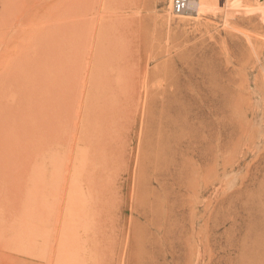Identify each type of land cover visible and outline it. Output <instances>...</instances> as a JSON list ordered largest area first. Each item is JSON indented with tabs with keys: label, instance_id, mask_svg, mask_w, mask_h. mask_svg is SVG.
Segmentation results:
<instances>
[{
	"label": "rangeland",
	"instance_id": "1",
	"mask_svg": "<svg viewBox=\"0 0 264 264\" xmlns=\"http://www.w3.org/2000/svg\"><path fill=\"white\" fill-rule=\"evenodd\" d=\"M171 5L0 0V264H264V0Z\"/></svg>",
	"mask_w": 264,
	"mask_h": 264
},
{
	"label": "bare ground",
	"instance_id": "2",
	"mask_svg": "<svg viewBox=\"0 0 264 264\" xmlns=\"http://www.w3.org/2000/svg\"><path fill=\"white\" fill-rule=\"evenodd\" d=\"M172 1H173V0H171V4H172ZM201 2H202V1H201ZM189 3H190V0H189ZM189 3H188V5H189ZM198 3H200V1H199ZM198 3H197V4H198ZM188 5H187V8L185 9V11L188 10ZM171 7H172V5H171ZM172 10H173V9H172ZM185 11H184V12H185ZM73 12H74V11H73ZM73 12H72V14H73ZM172 13H173V12H172ZM75 14H78V12L76 11ZM182 14H183V13H182ZM73 15H74V14H73ZM80 15H82V14L80 13ZM80 15H78V16H80ZM65 17H66V16H65ZM67 17H68V15H67ZM67 17H66V18H67ZM69 17L72 18V16H70V15H69ZM74 17H75V15H74ZM76 17H77V16H76ZM61 18H62V17H61ZM61 18H60V19H61ZM60 19H59V20H60ZM61 20H62V19H61ZM80 20H83V21H84L85 19H80ZM68 21H69V20H68ZM68 21H65V22H68ZM72 21H73V22H72ZM72 21L70 20L69 23L72 24V23H74V22H76V21L78 22L79 19H77L76 21H74V20H72ZM83 21H82V22H83ZM71 22H72V23H71ZM79 22H81V21H79ZM79 22H78V23H79ZM82 22H81V23H82ZM86 22H87V19H86ZM69 23H68V24L65 23L66 25H69V26H67L68 28H70V24H69ZM81 23H79V24H81ZM63 24H64V23H63ZM63 24H60V25L63 26ZM84 24L86 25V23H84ZM57 25H58V24H57ZM66 25L63 26V27H65V29L67 28ZM73 25H74V24H73ZM73 25H71V27H72ZM85 25H84V26H85ZM74 26H75V25H74ZM74 26H73V29H76V32L74 31V32H75V35H76V37H75V35H74V38H75V41H76V45H75V47L73 46V47L75 48V51H74V50H73V51L75 52V55H78V54H81V53H82V52H80V51L82 50V49H81V46H84L85 41H84L83 38L81 37L82 34L80 35L78 25H77V28H74ZM79 26H80V25H79ZM84 26H83V24H82V28H84ZM60 27H61V26H60ZM57 28H58V27H57ZM62 29H63V28H62ZM65 29H63V30H65ZM73 29H72V31L70 32L71 34H72V32H73ZM86 29H87V28H86ZM56 30H57V29H56ZM60 30H61V29H60ZM66 30H68V29H66ZM66 30H65V31H66ZM69 30H70V29H69ZM84 30H85V29H84ZM57 31L60 32V34L62 33V31H59V30H57ZM81 31H82V30H81ZM85 31H86V30H85ZM93 31H95V30H93ZM63 32H64V31H63ZM67 32H68V31H67ZM87 32H89V31H87ZM95 32H96V31H95ZM95 32H94V33H95ZM64 33H66V32H64ZM64 33H63L62 38H61V35H59V33H58V35L60 36V38L58 39L59 42H60V39H61V41H63V40H64V39H63V38H64V35L67 36L69 32H68L67 34H64ZM70 33H69V35L67 36V38H68V37H69V38L71 37V36H70V35H71ZM90 35H91V33H90ZM96 35L99 37L98 34H96ZM96 35H95V36H96ZM83 36H84V35H83ZM95 36H94V37H95ZM101 36H102V35H101ZM72 37H73V34H72ZM80 37H81V39H82L83 41L80 40ZM84 37H85V36H84ZM103 37H104V36H103ZM103 37H102V38H103ZM88 38H89V37H88ZM92 38H93V36H92ZM95 38H96V37H95ZM95 38H94V39H95ZM99 38H101V37H99ZM104 38H105V37H104ZM108 38H109V37H108ZM62 39H63V40H62ZM84 39H86V37H85ZM73 40H74V39H72V38L70 39L71 43L74 42ZM100 40H101V39H100ZM103 40H104V39H102V41H103ZM70 41H68V43H69ZM80 41H82V42L80 43ZM91 41H92V40H91ZM102 41H101V42H102ZM105 41H106V39H105L103 42L105 43ZM59 42H58V43H59ZM83 42H84V44H83ZM86 42H87V41H86ZM63 43H64V42H63ZM74 43H75V42H74ZM104 43H102V44H104ZM113 43H114V45H115V42H113ZM69 44H70V43H69ZM80 44H82V45H80ZM86 44H88V45H86ZM86 44H85V45L88 46V48H90L89 43H86ZM91 44H92V43H91ZM57 45L60 46V44H57ZM63 45H64V44H63ZM72 45H73V44H72ZM93 45H94V43H93ZM99 46H100V45H99ZM102 46H103V45H102ZM105 46H107V45H105ZM112 46H113V45H112ZM91 47H92V45H91ZM95 47L97 48V46H94L93 48L95 49ZM55 48H58V47L56 46ZM71 48H72V47H71ZM71 48H70V49H71ZM83 48H84V47H83ZM88 48L86 49L87 52H88ZM104 48H105V47H104ZM116 48H117V47H116ZM64 49H65V48H64ZM94 49H93V52H94ZM102 49H103V48H102ZM102 49H101V50H102ZM65 50H66V49H65ZM86 50H85V51H86ZM89 50H90V49H89ZM95 50H98V48L95 49ZM105 50H106V49H105ZM108 50L112 51V50H111V47H110V49L108 48ZM115 51H116V49H115ZM45 52H48V51H45ZM60 52H61V51H60ZM78 52H80V53H78ZM102 52H103V51H102ZM113 52H114V50H113ZM116 52H118V51H116ZM56 53H57V52H56ZM96 53H98V52H96ZM114 53H115V52H114ZM123 53H124V51H123ZM127 53H128V52H127ZM54 54H55V53H54ZM54 54H53L52 52H50V54L48 53V55H49V56H48V57H49V61H52L53 63H55V62H54L53 60H51L52 58L50 59V56L52 57ZM90 54H91V51H90V53L88 52V55H90ZM98 54H99V53H98ZM98 54H96V55H98ZM117 54H118V53H117ZM119 54H120V53H119ZM119 54H118V55H119ZM125 54H126V52H125ZM61 55H62V53H61ZM81 55H83V54H81ZM81 55H78V57L81 56ZM91 55H92V54H91ZM99 55H100V54H99ZM107 55H109V54H107ZM107 55H106V56H107ZM84 56H86V54H85ZM84 56H82V57L84 58ZM94 56H95V53H94ZM109 56H110V55H109ZM115 56H116V55H115ZM115 56H113V54H112V56H111V57H112L111 60H112ZM124 56H125V55H124ZM53 57H55V55H54ZM64 57H65V56H64ZM96 57H98V56H96ZM101 57H103V56H101ZM125 57H126V56H125ZM127 57H128V55H127ZM79 58H80V57H79ZM104 58H105V57H104ZM104 58H102V59H104ZM53 59H54V58H53ZM84 59H85V58H84ZM91 59H92V58H91ZM91 59H90V60H91ZM97 59H98V61H99V57H98ZM117 59H118V58H117ZM121 59H122V57H121ZM47 60H48V59H47ZM95 60H96V59H95ZM104 60H106V59H104ZM111 60H110V61H111ZM126 60H127V59H126ZM86 61H87V60H86ZM88 61H89V60H88ZM88 61H87V63H88ZM93 61H94V59H93ZM117 61H119V59H118ZM75 62H76V61H75ZM75 62H74V63H75ZM90 62H91V61H90ZM94 62L96 63L97 61H94ZM107 62H108V61H107ZM125 62H126V61H125ZM127 62H128V61H127ZM74 63H73V64H74ZM103 63H104V61H103ZM109 63H110V62H109ZM115 63H116V62H115ZM115 63H114L113 65H115ZM57 64H58V63H57ZM84 64H85V62H84ZM116 64H117V63H116ZM126 64H127V63H126ZM63 65H64V62H63ZM85 65H88V64H85ZM92 65H93V63H92ZM110 65H111V64H109V66H110ZM118 65H119V66H118ZM120 65H121V60H120V64H117V66H116L117 69H118V67L120 68ZM55 66H56V65H55ZM73 66H74V65H73ZM89 66H90V65H89ZM93 66H94V65H93ZM123 66H124V63H123ZM126 66H127V65H125V67H126ZM76 67H77V66H76ZM95 67H96V66H95ZM102 67H104V65H102ZM105 67H107V66H105ZM121 67H122V66H121ZM62 68H65V67L63 66ZM88 68H89V67H88ZM96 68H97V67H96ZM107 68H108V67H107ZM107 68H106V69H107ZM114 68H115V67H114ZM55 69H56V67H55ZM90 69H91V68H90ZM110 70H112L113 73H114L115 71H117L116 69H112V68H111ZM114 70H115V71H114ZM122 70H124V69H122ZM93 71H95V70H93ZM93 71H92V72H93ZM106 71H107V70H106ZM118 71H120V69H118ZM125 71H126V70H124V72H125ZM73 72H74V71H73ZM73 72H72V73H73ZM76 72H77V71H76ZM109 72H110V71H109ZM72 73H71L70 78L73 77V76H72V75H73ZM116 73H117V72H116ZM119 73H120V72H119ZM105 74H106V73H105ZM105 74H104V75H105ZM122 74H123V73H122ZM78 75H79V73H78ZM104 75L101 76V77H104ZM107 75H109V74L107 73ZM111 75H112V74L110 73L109 76H111ZM115 75H116V74H115ZM118 76H120V75L118 74ZM118 76H116V77H118ZM122 76H123V75H122ZM88 77H89V76H88ZM101 77H100V78H101ZM111 77H112V76H111ZM113 77H115V76H113ZM126 77H127V76H126ZM58 78H59V77H58ZM89 79L91 80V83H90L89 85H86V83H85L84 91H89L90 94H91V93H92L91 91H93L92 89H94V88L100 90L102 82L99 83V82H96V81H95L96 79H95V80H94V79L92 80L91 78H89ZM102 79H103V78H102ZM118 79H119V77H118ZM120 79H121V78H120ZM127 80H128V79H127ZM86 81H87V80H86ZM86 81H85V82H86ZM97 81H100V80H97ZM103 81H104V80H103ZM109 81H110V80H109ZM121 81H122V80H121ZM124 81H126V80H124ZM114 82H115V81H114ZM128 82H129V81H128ZM68 83H69V82H68ZM120 83H121V82H120ZM172 83H173V82H172ZM172 83H170V84H172ZM49 84H51V83H49ZM49 84H48V85H49ZM83 84H84V83H83ZM107 84H110V83L108 82ZM111 84H112V83H111ZM111 84H110V85H111ZM130 84H131V83H130ZM65 85H66V84H65ZM70 85H71V84H70ZM104 85H105V84H104ZM122 85H123V84H122ZM127 85H128V84H127ZM72 86H73V85H72ZM112 86H113V84H112ZM112 86H110V87H112ZM115 86H116V85H115ZM66 87H67V86H66ZM79 87H80V86H79ZM89 87H90V88H89ZM108 87H109V86H108ZM123 87L125 88V86H123ZM68 88H70L69 85H68ZM75 88H76V90H77V87H76V86H75ZM58 89H59V88H58ZM58 89H57V86H56V90H58ZM82 89H83V88H82ZM104 89H105V88H104ZM110 89H111V88H110ZM118 89H119V88H118ZM122 89H123V88H122ZM176 89H178V87H176V85H175L174 88H173V90H172L171 92L174 93ZM59 90L61 91V89H59ZM67 90H68V89H67ZM125 90H126V89H125ZM131 90H132V88H130V89H128V90L122 92L121 95H122V97L124 98V101H125V102L130 101V99H131V97H132L131 94L134 92V91L132 92ZM68 91H69V90H68ZM77 91H78V90H77ZM77 91H76V92H77ZM94 91H95V90H94ZM82 92H83V91H82ZM99 92L102 93L103 90L101 89L100 91H97V96L100 94ZM110 92H111V91H110ZM61 93H62V92H61ZM68 93H69V92H68ZM68 93H64V92H63V94H60V95L58 94V101L61 103V105H64V104L67 102L68 97L71 96V95H69ZM93 93H95V92H93ZM111 93H113V92H111ZM120 93H121V92H120ZM75 94H76V93H75ZM115 94H116V93H115ZM134 94H135V93H134ZM77 95H79V94H77ZM116 95H117V94H116ZM72 96H73V93H72ZM107 96H108V95H107ZM113 96H114V95H113ZM91 97H92V100H93V101H97V100L100 101V99H99V98H100V95H99L96 99H94V98H93L94 96H92V95H91ZM95 97H96V96H95ZM105 97H106V96H105ZM69 98L71 99V97H69ZM119 98H120V95H119ZM114 100H115V99H114ZM119 100H120V99H119ZM99 101H97L98 104H100ZM116 101H117V100H116ZM107 102H109V99H108ZM102 103H103V102H102ZM68 104H69V103H66V104H65V105H66L65 108L68 107V106H67ZM105 104H106V102H105ZM107 104H108V103H107ZM108 105H109V104H108ZM99 106H100V105H99ZM101 106H102V105H101ZM63 107H64V106H63ZM105 107H106V106H105ZM109 107H110V106H109ZM114 107H115V106H114ZM114 107H112V108H114ZM102 108H103V106H102ZM102 108H101V109H102ZM110 108H111V107H110ZM112 108H111V109H112ZM105 109H106V108H105ZM108 109H109V108H108ZM116 109H117V108H116ZM112 110H113V109H112ZM118 110H119V108H118ZM106 111H108V110H106ZM106 111H105V112H106ZM113 111H114V110H113ZM116 111H117V110H116ZM66 112H67V111H66ZM109 113H110V112H109ZM115 113H116V112H115ZM118 113H120V112H118ZM63 115H64V113H63ZM105 115H106V114H105ZM108 115H109V114H108ZM106 116H107V115H106ZM106 116H104V117H106ZM46 117H47V116L45 115V118H46ZM75 117H76V116H75ZM75 117L72 116V115H67V116H65V117L62 116V117H60L59 119L56 118L55 121H54V120H53V121H47V120L44 119L45 122H43V126H42V128L44 127V131H43V132H46V133H47V132H49V131H51V130H54V129H53L54 126L57 125V124H58V125L60 124V123H58V122H72V121L75 119ZM104 117H103V118H104ZM114 118H115V117H114ZM46 119H47V118H46ZM98 119H99V121H103V122H97L98 125H99V127H101V126L104 124V122H107V120H103L100 116H98ZM108 119H109V118H108ZM109 122H110V121H109ZM75 123H76V122H75ZM102 123H103V124H102ZM76 124H77V123H76ZM78 124H79V122H78ZM104 125H105V124H104ZM55 127H56V130H57V126H55ZM58 128H59V127H58ZM104 129H105V128H104ZM56 130H55V131H56ZM51 132H52V131H51ZM51 132H50V134L53 133V132H52V133H51ZM101 134H102V133H101ZM44 135H45V134H43V136H44ZM43 136H42V138H44ZM104 136H105L104 134H102V135L100 136V138L102 139V141H103V139H105ZM56 137H57V136H56ZM56 137H55V138H56ZM161 139H162V138H161ZM99 142H100V141H99ZM54 145H56L55 142H54ZM96 145H97V143H96ZM86 146H87V145H86ZM77 147H78V146H77ZM50 149L54 150L53 146L50 147ZM70 149H71V147H70ZM91 149H92V148H90V145H89V146L87 147V150H86L87 153H88V151H90ZM52 150H51V151H52ZM55 151H56V150H55ZM76 151H77V149H76ZM86 151H85V152H86ZM48 154H49V153H48ZM48 154H47L46 156H48ZM85 154H86V153H85ZM44 156H45V155H44ZM50 156H51V155H50ZM53 156H54V155H53ZM51 157H52V156H51ZM51 157H50V158H51ZM52 158H53V157H52ZM87 158H88V157H87ZM53 159H54V158H53ZM44 160H45V159H44ZM44 160H43V161H44ZM46 161H47V160H46ZM54 162H55V161H54ZM68 162H69V160H68ZM40 165H41V164H40ZM55 165H56V164H55ZM80 165H81V164H80ZM75 166H76V165H75ZM46 167H47V166H46ZM55 168H56V166H55ZM106 168H107V166L105 167V169H106ZM46 170H47V168H46ZM44 171H45V170H44ZM102 172H103V171H101V170H96V169H94L93 171H91V172L89 173V175H88V181H89V179L91 178V176H92V180H93V181L96 180V179H98V178L100 177V175L102 174ZM76 173H78V172H76ZM89 184H90V183H89ZM89 184H88V185H89ZM88 188H89V190L87 189L86 193H87V192H88V193H93V190L91 189V188H92V184L89 185ZM100 192H101V190H98V191H96V192H94V193L99 195ZM84 194H85V192H84ZM86 195H87V194H86ZM102 195H103V194H102ZM81 199L83 200V198H81ZM78 200H80V199H78ZM79 202H81V201H79ZM82 204L84 205V203H82ZM83 205H82V206H83ZM78 207H79V206H78ZM85 210H86V209H85ZM85 212H86V211H85ZM100 222H101V221H100ZM79 224H80V223H79ZM85 225L87 226V224H85ZM80 226H81V225H80ZM79 228H80V227H79ZM63 242H64V241H63ZM30 243H31V242H30ZM80 248H82V247L80 246ZM80 248H79V250H80ZM81 251H82V250H81Z\"/></svg>",
	"mask_w": 264,
	"mask_h": 264
},
{
	"label": "built area",
	"instance_id": "3",
	"mask_svg": "<svg viewBox=\"0 0 264 264\" xmlns=\"http://www.w3.org/2000/svg\"><path fill=\"white\" fill-rule=\"evenodd\" d=\"M188 3L189 0H173L172 1L173 13L176 15L182 14L187 8Z\"/></svg>",
	"mask_w": 264,
	"mask_h": 264
}]
</instances>
